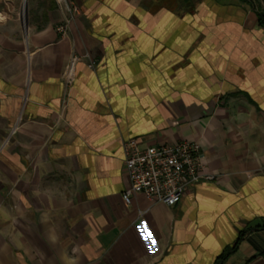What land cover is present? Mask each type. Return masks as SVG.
Returning <instances> with one entry per match:
<instances>
[{
    "label": "crops",
    "instance_id": "0c3cea01",
    "mask_svg": "<svg viewBox=\"0 0 264 264\" xmlns=\"http://www.w3.org/2000/svg\"><path fill=\"white\" fill-rule=\"evenodd\" d=\"M22 1L0 0V264H214L244 229L222 264H264L255 0H75L64 35L56 0ZM133 137L195 141L216 177L126 204Z\"/></svg>",
    "mask_w": 264,
    "mask_h": 264
},
{
    "label": "built area",
    "instance_id": "2783aa9c",
    "mask_svg": "<svg viewBox=\"0 0 264 264\" xmlns=\"http://www.w3.org/2000/svg\"><path fill=\"white\" fill-rule=\"evenodd\" d=\"M65 12L56 29L62 35L67 33L69 23L80 12L74 0H56ZM257 12H264V0L253 1ZM86 59L93 68L96 61L89 54L73 55L63 74L66 85L75 80L76 64ZM138 138L123 140V162L129 185L122 193L123 201L129 204L132 196L142 192L155 201L175 205L197 183L212 181L215 174L207 172L200 155V146L195 141L179 140L172 143L142 145Z\"/></svg>",
    "mask_w": 264,
    "mask_h": 264
},
{
    "label": "trees",
    "instance_id": "16d2710c",
    "mask_svg": "<svg viewBox=\"0 0 264 264\" xmlns=\"http://www.w3.org/2000/svg\"><path fill=\"white\" fill-rule=\"evenodd\" d=\"M259 22L264 25V12L258 13ZM264 228V222L258 226ZM248 231V229L241 230L234 242V244L228 248H226L215 260L214 264H222L223 261L232 253V251L238 246L239 242L241 241L243 235Z\"/></svg>",
    "mask_w": 264,
    "mask_h": 264
},
{
    "label": "rangeland",
    "instance_id": "374dc122",
    "mask_svg": "<svg viewBox=\"0 0 264 264\" xmlns=\"http://www.w3.org/2000/svg\"><path fill=\"white\" fill-rule=\"evenodd\" d=\"M13 1H15V2H17L18 4L21 2V4L23 5L24 4V1H22V0H13ZM75 1V0H74ZM23 2V3H22ZM57 2V1H56ZM27 3H28V0H27ZM189 82H190V80H183V87L186 89H188V84H189ZM233 94H235V95H240V93H242L241 91H237V90H234L233 92H232ZM214 94H216V96L218 95V92L217 91H215V93Z\"/></svg>",
    "mask_w": 264,
    "mask_h": 264
}]
</instances>
